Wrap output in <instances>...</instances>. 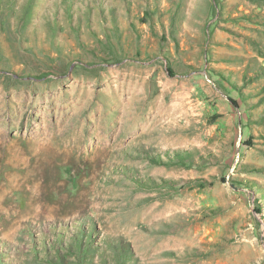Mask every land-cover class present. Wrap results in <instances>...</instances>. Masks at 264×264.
Segmentation results:
<instances>
[{
  "label": "rangeland",
  "instance_id": "rangeland-1",
  "mask_svg": "<svg viewBox=\"0 0 264 264\" xmlns=\"http://www.w3.org/2000/svg\"><path fill=\"white\" fill-rule=\"evenodd\" d=\"M26 2L0 5V264H264V0Z\"/></svg>",
  "mask_w": 264,
  "mask_h": 264
},
{
  "label": "trees",
  "instance_id": "trees-1",
  "mask_svg": "<svg viewBox=\"0 0 264 264\" xmlns=\"http://www.w3.org/2000/svg\"><path fill=\"white\" fill-rule=\"evenodd\" d=\"M14 0H0V5L2 6V3L5 4L6 10H9L10 12L14 9ZM37 0H27V2L24 5L23 12L21 15V24L23 26H26L27 23L30 22L32 19V9L34 5L36 4ZM166 159H163L161 156L155 157V156H149V159L153 163H162L165 165H171V164H178V163H184L187 159L191 158V153L189 151H182V152H175L173 156H170L167 154ZM92 230H88V234L90 235L91 232L94 231V225L91 226ZM85 230L81 229L79 231L78 238L75 239V250L78 251L80 256L85 255L86 253L90 252V242L83 241ZM53 264H65V259L63 257H59V260H52Z\"/></svg>",
  "mask_w": 264,
  "mask_h": 264
}]
</instances>
